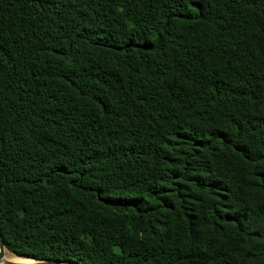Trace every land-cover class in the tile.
Masks as SVG:
<instances>
[{
	"label": "trees",
	"instance_id": "trees-1",
	"mask_svg": "<svg viewBox=\"0 0 264 264\" xmlns=\"http://www.w3.org/2000/svg\"><path fill=\"white\" fill-rule=\"evenodd\" d=\"M0 235L264 264V0H0Z\"/></svg>",
	"mask_w": 264,
	"mask_h": 264
},
{
	"label": "water",
	"instance_id": "water-1",
	"mask_svg": "<svg viewBox=\"0 0 264 264\" xmlns=\"http://www.w3.org/2000/svg\"><path fill=\"white\" fill-rule=\"evenodd\" d=\"M3 241L2 237L0 235V264H58V263H70V264H78L76 261H72L69 259H56V258H34L30 257V259H33V261L30 262H23V261H15L11 259H2L4 251H3ZM9 251V250H8ZM11 252V251H10ZM13 253V252H11ZM15 256L19 257H27V256H21L16 253H13Z\"/></svg>",
	"mask_w": 264,
	"mask_h": 264
},
{
	"label": "bare ground",
	"instance_id": "bare-ground-1",
	"mask_svg": "<svg viewBox=\"0 0 264 264\" xmlns=\"http://www.w3.org/2000/svg\"><path fill=\"white\" fill-rule=\"evenodd\" d=\"M3 257L2 259H11V260H15V261H23V262H30L33 261V259L27 258V257H19V256H15L13 253L9 252L5 247H3Z\"/></svg>",
	"mask_w": 264,
	"mask_h": 264
},
{
	"label": "rangeland",
	"instance_id": "rangeland-1",
	"mask_svg": "<svg viewBox=\"0 0 264 264\" xmlns=\"http://www.w3.org/2000/svg\"><path fill=\"white\" fill-rule=\"evenodd\" d=\"M10 252V251H9Z\"/></svg>",
	"mask_w": 264,
	"mask_h": 264
}]
</instances>
